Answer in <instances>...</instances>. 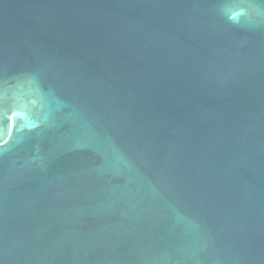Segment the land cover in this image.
<instances>
[{"label": "water", "instance_id": "95a60500", "mask_svg": "<svg viewBox=\"0 0 264 264\" xmlns=\"http://www.w3.org/2000/svg\"><path fill=\"white\" fill-rule=\"evenodd\" d=\"M0 264H264V0H0Z\"/></svg>", "mask_w": 264, "mask_h": 264}]
</instances>
